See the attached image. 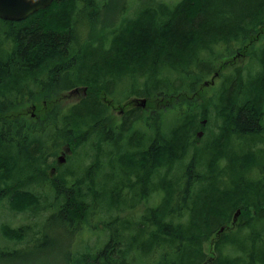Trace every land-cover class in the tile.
I'll return each instance as SVG.
<instances>
[{
  "label": "trees",
  "instance_id": "trees-1",
  "mask_svg": "<svg viewBox=\"0 0 264 264\" xmlns=\"http://www.w3.org/2000/svg\"><path fill=\"white\" fill-rule=\"evenodd\" d=\"M98 4L97 0H52L47 7L30 14L26 20L0 19L1 30L6 29V44L0 46V54H3V58L0 56V203L7 199L9 207L17 211L34 205L36 197L19 186H24L32 175L37 176L46 170L48 154L43 149L48 146H44L41 135L44 127L53 129L58 121L62 143L77 140L82 142L80 147L93 139L95 147L90 144L93 160L87 168L103 165V148L106 146V161L124 165V183L121 181L119 186L108 189L110 193L106 197L107 189L101 180L92 185L90 193L84 195L62 192L63 188L71 186L67 182L69 177H62L58 180L60 183H56L57 187L60 186V196H65H62L64 222L73 221L72 213L81 220L80 228L89 225V228L107 232V239L101 247L84 254L91 256L92 264H203L211 255V264H264V215L251 214L257 210L263 212L264 208L260 210V205L264 203L263 184L246 178L240 170L255 165L252 150L242 152L240 155L243 156H240L229 147L226 150L223 147L219 152L217 147L209 145L213 148L211 158H204L203 162L198 157L186 165L179 163L185 165V169L179 175L177 184L173 185L165 178L156 183L151 172L170 165L174 159L178 160V155L184 151L186 144H180V134L191 130V126L186 125L188 120L180 126L170 124L167 135L159 131L162 124H167L161 117L156 122V136L150 137L142 130L141 133L146 136L137 137L134 126L146 127L151 119L144 108L128 109L121 121H109L106 119V104L94 98V94H88L79 104L61 106L59 115L52 109L42 125L38 118H28L23 113L24 106L20 104L24 88L45 89L58 82L54 79L58 73L59 82L66 80L62 84L63 90L76 85L72 79L75 75L78 83H89L91 78L100 89L106 77H114L112 68L116 66L113 67L111 62L116 63L120 57L124 60L122 71L130 73L132 79L133 75H138L146 81L141 89L131 93L150 98V103L152 99H162L166 106L196 107L195 103L183 102L185 92L193 90L195 84L208 73L209 65L216 58L215 55L212 60L210 52L214 54L221 43L228 45L236 42L241 51L245 50L258 60L259 69L243 92L241 67H237L234 77L238 86L233 94L222 95L221 106L250 109L248 113L256 118L255 121L245 120L241 110L237 121L240 130L236 132L242 138L244 130H248L247 133L258 132L256 122L260 119H257V114H261L264 101V44L256 48L255 41L264 34V0H177L172 4L161 3L154 11L144 8L141 17L126 22L125 31L108 51L104 43H90L76 32L77 18L94 14ZM86 19L90 21V18ZM159 67L168 69L174 75L166 74L167 79L161 78V84L152 92L146 84L159 78ZM94 69L101 71L100 76ZM220 69L218 66L216 71ZM134 83L133 79L132 85ZM38 97L30 99L39 100L41 106L43 97ZM45 100L50 101L48 97ZM74 110L76 116L70 118ZM40 115L42 117V113ZM72 124L75 131L71 129ZM79 132L81 135L76 136ZM49 136L47 133L46 138ZM124 138L127 140L126 158L122 159V151L114 148ZM153 144L156 145L153 153L159 158L145 180L142 176L139 178V170L142 172V166L148 161L146 158L152 154ZM98 152L101 159L99 156L97 161L95 155ZM225 153L230 158L228 156V162L223 159L219 166L217 159ZM134 155L140 158L139 163ZM110 171V175L114 176L115 171ZM192 171L195 175H186ZM255 186H258V192L251 189ZM156 190H160L158 200L147 204L145 210L136 208L144 198L150 201ZM74 195L77 196L72 199ZM155 201L159 202L154 204ZM106 206L108 209H105ZM238 207L241 212L236 227H224L219 233L232 210ZM109 209H116L118 215L111 219L99 217V226L89 222V215L95 212L101 215ZM25 229V226L2 225L6 238H21ZM212 233L211 250L207 253L204 243ZM257 235L262 237L260 244L256 241ZM10 250L0 249V254H7ZM236 252L240 255L234 256Z\"/></svg>",
  "mask_w": 264,
  "mask_h": 264
},
{
  "label": "rangeland",
  "instance_id": "rangeland-1",
  "mask_svg": "<svg viewBox=\"0 0 264 264\" xmlns=\"http://www.w3.org/2000/svg\"><path fill=\"white\" fill-rule=\"evenodd\" d=\"M177 0H97L98 6H97V12L94 14H87L86 18H90V21H87L86 18H83L82 16H79L77 18V28L76 32L83 40H86L90 43H104L105 48L108 51L111 44L115 42V39L119 37L123 31H125L126 22L130 19H133L135 17L139 18L140 15L143 13L144 8H150L151 10H158L159 4H172L176 2ZM88 16V17H87ZM75 21V20H74ZM0 26H2V23H0ZM0 28V46H3L6 44V39L4 37L5 30H1ZM131 35V33H130ZM5 39V40H4ZM4 40V41H3ZM230 43V42H225ZM103 44V49H104ZM262 44H264V34L257 38L255 41V47H259ZM239 46V45H238ZM237 46V47H238ZM220 47V48H219ZM219 47L215 50L214 54L210 52L211 59L213 60L214 56L216 55V58L213 60V63L209 65V71L207 74H205L204 77H202L201 81L193 87V90H188L185 92V101L186 102H192L196 104V107H201L200 109L206 108L207 112L210 114L211 112H214L211 110V108H214L216 112H227V110H220L223 106L221 104L223 103L224 99H221L223 96H229L230 94H233L235 91V88L238 86L237 79L234 77L236 74V68L241 67V74H242V91L244 92L246 88L248 87V81L253 78L258 72V60L253 56L248 55L245 53V50H243V53L246 54V56H237L234 60V63L232 65L223 66L218 76H214L213 82H208L207 84H202L204 80H211L212 74L214 71H216L217 67L223 64L224 58L229 56L234 52V49L232 48V44L225 45L224 43L219 44ZM56 54V51L54 55ZM3 54H0L2 56ZM85 60V59H84ZM111 60V59H110ZM115 60V59H114ZM77 61H74L73 63H76ZM82 64L83 61H80ZM117 63V65H116ZM111 62V64L116 66L115 68H112L113 71V78H105L104 84L102 88L97 89V86L94 84L93 79H89L91 82L86 83H78L76 75L75 77H72V79L75 81L76 84L75 87L71 91L69 90H62L61 93L53 94L50 98L49 106H52L54 110L56 108H60L61 106H67L70 107L73 104L81 103V99L85 98L88 94H94L95 97L99 101L106 104L105 101H102L100 98H111L113 100L112 109L110 108L109 104H106L108 114L109 116H106L107 120H111L114 122L120 121V111L119 106L121 103L127 102L128 98L139 96L142 97V95H136V91L141 89L142 84L145 81L144 77L133 75V79L135 80L134 85H132L133 79L132 75L128 72L122 71L124 68V65L122 66V63H124L123 58L120 57L117 58V61ZM122 66V69H121ZM95 70V69H94ZM159 70L161 72V75L163 73V76H159V78H155L153 80H150L146 87H149L152 92L156 91L159 84H161V78L167 79L166 74L174 75L173 72L168 71V69L164 67H159ZM92 71V69H91ZM97 75L100 76L101 71L95 70ZM169 72V74H168ZM121 74V75H120ZM66 81V80H65ZM64 81V82H65ZM101 86V84H100ZM97 89V90H96ZM33 87H26L24 88V92L21 93V101L20 104L24 108L30 106L33 103H36V109H32L34 113H39L40 111H44L43 108L40 106V102L37 99H30L27 96V92H29V96H32V93L34 92ZM77 90L82 91L81 95L75 94ZM134 91L135 93H131V91ZM193 91V92H192ZM124 92V93H123ZM114 95V96H113ZM127 95V96H126ZM157 95V94H156ZM127 98H123V97ZM145 97V96H144ZM157 97V96H156ZM160 97V96H159ZM35 98H39L38 96H35ZM161 98V97H160ZM30 99V100H29ZM127 99V100H126ZM156 100V99H152ZM29 101V102H28ZM150 101V98L148 99L147 103ZM163 100L160 99V101L156 100L153 102H149L150 105L154 106H160L161 102ZM171 101V100H168ZM172 102V101H171ZM169 102V103H171ZM77 104V105H78ZM149 105V106H150ZM263 107L261 110V114L264 112V101L262 103ZM32 106V105H31ZM234 106V105H233ZM169 107H172V105H169ZM179 106L174 105L173 108H177ZM182 107V106H181ZM261 108V107H260ZM259 108V109H260ZM258 109V108H255ZM253 108V110H255ZM26 112V110H24ZM76 110H74L71 113L70 118H74L76 116ZM160 114H167L166 120L168 121H175L176 112H170L160 110ZM27 114V113H26ZM264 115V113H263ZM214 119H216V124H220L217 130V134H220L219 136V144L213 143L210 146L216 148L220 152L223 147H226L229 145V150H234L233 152H238L237 155H240L242 152H253L254 156L256 158H259L260 163L253 161L255 165L250 166L249 168L241 169L240 170L244 172L246 178L255 179L254 182L257 181L259 184H263L262 190H264V118H261L259 121H257V125L259 126V131L252 133L250 132L249 135L242 138V135L235 134L234 136L230 137V129L229 127L226 128L227 133H224L222 124L225 121V116L221 115H213L210 114ZM218 117V118H217ZM170 123L167 122V124H162L160 126L159 131L161 133L169 134L170 133ZM76 126L77 123H75ZM262 126V128H260ZM82 128V127H81ZM144 130L145 133L150 135L149 128L139 125L134 126L133 131H135L137 137H141L143 135L146 136V134L141 133V131ZM81 132H79L76 136H80ZM195 140H199L201 145L203 144L205 137H195ZM243 139V141L241 140ZM80 143H82L80 141ZM80 143H78L77 140H75L73 143L68 144L69 150H63V158L66 157V160H63V162H58L56 160V157H51L55 159H47L46 163L48 164V167L45 171L39 172V174L32 175V179H28L25 183V185L19 186L21 190L27 192L29 191L36 197V202L32 207H29L28 209L23 210H12L9 206V202L7 199L3 200V202L0 203V249L3 250H10L7 254L1 255L0 254V264H92L91 256L84 255L87 252H91L95 250L97 247H101L104 241L107 239V232L101 230L100 228H89V225H84L83 228L79 227L80 219H77L76 216L72 215L73 221L70 223L64 222L63 218V209H62V202L64 203L65 198L64 194L60 196L59 191L57 190L56 186V180L62 179V177H65L62 175V171L65 169V167L69 166L71 169H74L73 172H76L75 177L69 178L67 180L68 183H71V186L75 184L74 187H71L73 189L80 188L79 191H72L69 190V194H78L81 195L90 193L92 185H97L98 181L101 180V182L104 184L105 188L107 189L106 195H109L110 188H114L115 186H119L120 182L123 178V169L124 165L118 164L117 162H108L106 161V155H107V146L105 149V153L103 154V165L99 167L91 166L88 167V164L92 162L93 157V149L90 144L93 143V139L90 140L89 143H86L85 146L82 145L79 147ZM114 148L115 150L122 151L121 158H126V146H127V140L124 138L121 140ZM194 147L195 144H193ZM64 146V145H61ZM242 146H246L245 149H239ZM79 147V148H78ZM208 147V146H207ZM75 148L76 151H75ZM88 148V149H87ZM123 149V150H122ZM239 149V150H237ZM226 150V148H224ZM74 151V153L72 152ZM233 152L231 154H233ZM92 153V154H91ZM152 154L149 156V158H146L148 161L144 163L142 166V177L146 180L149 177V174L152 169V167L157 162L156 154L151 152ZM89 154V155H88ZM188 154V147L186 148L183 157L186 158ZM227 155V153H225ZM178 155V154H177ZM204 155V154H203ZM200 157L199 159L203 158ZM100 156V152H98L95 157L98 161ZM243 156V155H240ZM135 160H139L140 158L136 157L134 155L133 157ZM101 159V156H100ZM163 160V158H161ZM221 160L224 159V156L220 158ZM238 160H241L240 158ZM255 160V159H254ZM181 161H178L177 159H174L171 161L170 165H165L166 167L163 169L165 171L164 174H161V171H158V174L155 176L154 181L156 183H159L162 181L163 178L167 180H171L172 184H177L179 175L184 170V167L186 165H179ZM137 163V164H138ZM166 163H168V160H166ZM183 163V162H182ZM54 165L56 167L55 171H50L48 169L50 166ZM261 166V169L260 167ZM51 168V167H50ZM135 168V167H134ZM88 169V172H87ZM115 171V175L111 176L110 170ZM169 169V170H168ZM110 171V173H109ZM88 173H91L90 175ZM62 176V177H61ZM100 176L101 178H98ZM61 177V178H59ZM59 178V179H57ZM260 179V180H259ZM60 182V181H59ZM78 183V186L76 187V184ZM19 189V188H18ZM251 189L255 190L256 192L259 191L258 186L252 187ZM160 193V190H156L155 193L152 194V198L150 201L148 198H144L140 201V205L136 207L139 210H145V207L149 203H153L154 199L158 200V195ZM77 195H74L72 199ZM118 196V195H117ZM62 197V198H61ZM87 197H84V200H87ZM89 200H91L89 198ZM159 201H155L154 204L158 203ZM106 203V199H105ZM125 203H128L127 201ZM62 209V210H61ZM105 209H108V206H106ZM241 211V208L238 207ZM60 210L63 212H60ZM236 209L232 210L231 215L234 214ZM122 212L120 211L119 214ZM138 214H140L138 212ZM65 215V214H64ZM118 215V211L116 209H109L105 212H103L101 215L95 212L93 215H89V222L92 225L98 224L99 217L101 219H111L114 216ZM230 215V216H231ZM229 216V217H230ZM68 219V217L66 216ZM229 220V219H228ZM3 224H9L11 227H18V226H25L26 231L23 233L21 238H6L2 233V225ZM256 226H261L260 224H257ZM214 233L210 236V238L205 241L204 243V251L207 253H210V241L213 237ZM262 239L261 236H256V241L258 244H260V240ZM229 252H232L230 249H228ZM215 253L216 250H215ZM213 253V254H215ZM224 253L228 254L226 250H224ZM231 254V253H229ZM233 255V254H231ZM240 255V252H236L234 256ZM87 256V257H86ZM85 258V259H83ZM150 264V263H146Z\"/></svg>",
  "mask_w": 264,
  "mask_h": 264
},
{
  "label": "flooded vegetation",
  "instance_id": "flooded-vegetation-1",
  "mask_svg": "<svg viewBox=\"0 0 264 264\" xmlns=\"http://www.w3.org/2000/svg\"><path fill=\"white\" fill-rule=\"evenodd\" d=\"M28 17V16H27ZM24 18L22 20H26L27 19ZM1 19V18H0ZM8 21H14V20H8ZM21 21V20H19ZM232 48L234 49V52L232 54H230L229 56H227L226 58H224V61H223V64L220 65L219 67L222 68V66H227V65H232L234 63V60L236 59L237 56H246V54L243 53V51H241L239 49V47H237V43L236 42H232ZM245 47V45H244ZM218 76L219 75V72L218 71H214L212 76ZM109 78H113V77H109ZM55 80H57L58 82L56 83L53 82L49 87H46L45 89L41 88V87H34V92L32 93V96H29V92H27V96L29 98H32V97H35V96H42L43 99L41 100V107L44 109V111H40L39 113H34V111H32V109H36V103H33L31 104L30 106L26 107L24 110H26V112L23 110V113L26 114L27 113V117L32 119V120H36L38 118V120H40L42 122V125H44L50 115V113L52 112V109L53 107L52 106H49L48 104L50 103L47 102L45 100L46 97H48L49 99L52 97L53 94H58V93H61V91L63 90L62 89V84H64V82L60 81V73L57 74V76H55L54 78ZM46 81V80H45ZM76 81V80H75ZM73 80V83L75 82ZM206 82V83H204ZM204 82H202V84H207L208 82L212 83L213 82V77L212 79L209 81V80H205ZM76 85H73L71 88H68V89H64V90H69L71 91L73 89V87H75ZM38 89V90H37ZM81 90H80V93H79V90H77V92L75 94H78V95H81ZM114 96V95H113ZM134 98H137V97H134ZM134 98H131L130 100H128L127 102H124V103H121L120 106H119V111H120V121L122 120V117L124 115V113L128 110V109H131V108H136V107H140V108H144L146 109V113L150 116V122L148 123V126H146L147 128H149L150 130V137L151 136H156L157 135V120L160 119L162 117V119H165L166 120V116L167 114H160L158 113V111L160 110H164V111H169L170 112H176V117H175V121H168L166 120L168 123L171 122V124H177L180 126L181 123L187 121V124L186 125H190L191 126V130L189 132H182L180 134L181 136V139H180V144H186L185 146V149L184 151L178 155V160L183 162V163H191L190 161H195L198 157H202L203 155V162L205 161L204 158H211L210 154L211 152L213 151V148L211 147H207L213 143H216V144H219V136L220 134H217V130L218 128L216 127H219L220 124H218L217 126V122H216V119H214L212 116H210V114H213V115H221V116H225V121L223 122L222 124V127H223V131L224 133H227L226 131V128L229 127L230 129V137L231 136H234L235 134H237V130H240L237 124V121H238V118H239V114H241V110L242 112L245 113L246 111V114L242 113L244 115V119L247 120V121H250V120H253L255 121V117L251 116L249 113H248V110L250 109H247V108H240V107H237V106H230V107H222V109L220 110H227V112H216L214 108H211V110H213L214 112H211L210 114L207 112V109L206 108H203V109H200L201 107H189V106H182V107H177V108H173V107H169V106H166L164 104V102H161V105L160 106H154V105H150L148 107H146V104H147V97H146V102H145V105H140V101L139 100H133ZM170 99V97H169ZM106 104H109L110 105V108L112 109V105L114 104L113 103V100L111 98H104ZM153 101H156V100H153ZM159 101V100H158ZM29 102V101H28ZM167 102V101H166ZM55 109V108H54ZM56 112L57 115H59L60 113V108H56V110H54ZM40 113H42V117L40 115ZM264 113V112H263ZM260 114V112H258L257 115L258 118L257 119H261V118H264V115ZM40 115V116H39ZM109 116V114H108ZM218 118V117H217ZM254 118V119H253ZM60 119V118H59ZM75 125V124H74ZM73 124L71 125V129H74L75 131V126ZM260 128H262V126H260ZM256 130L259 131V126L257 125L256 127ZM70 134L73 135L74 132L72 130H70ZM245 132L243 133V135L247 136L250 134V132L247 133L248 130H244ZM47 133L50 135L49 138H46L47 136ZM252 134L251 135H256V134H253L254 132H251ZM61 128H60V124L58 123L57 121V124L55 123L54 124V127L53 129L49 128V127H44L43 128V131H42V135H41V140H43L45 142L44 146H48V148L46 149H43V151L45 153L48 154V158L47 159H51V160H54V163H55V159L51 158V157H56V160L58 162H63V160H66V157L63 158V150H69V146L68 144H71L73 143L72 141L71 142H64L62 143L61 141ZM239 134V133H238ZM237 134V135H238ZM194 136L195 137H205V139L208 138L207 141L204 140L203 144L201 145V143L197 140L194 139ZM51 137L53 138V140H51ZM75 140V139H74ZM243 141V139H241ZM196 142V143H195ZM196 147H194V145ZM61 145H64V146H61ZM41 146V145H40ZM188 147V154L185 157H183V154L186 150V148ZM228 146L224 147V148H228ZM241 148V147H240ZM242 148H246V146H242ZM88 149V148H87ZM156 149V145L153 144V149L151 152H154ZM239 150V149H237ZM74 153V151H72ZM92 154V153H91ZM231 155V154H230ZM229 155H225L224 156V159L225 161L228 162V158ZM228 158V159H227ZM195 159V160H194ZM260 159L259 158H256L255 157V161L260 163L259 161ZM224 161V162H225ZM91 163V162H90ZM90 163L88 165H90ZM217 163H219V166L221 165V163H223V160H221L220 158L217 159ZM48 167V164L46 166V168ZM51 167V168H50ZM48 169H50V171H55L56 167H54V165L50 166ZM166 166H162L160 167V169L158 171H161V174H164L165 171L163 170ZM260 169H261V166H259ZM45 168V169H46ZM185 169V167H184ZM74 169H71L69 166L65 167V169L61 172L62 175H64L65 177H69V178H72V177H75L76 175V172H73ZM157 170H154L153 172H151V176L153 177V179L155 178V176L157 175L158 173ZM242 173L243 170L241 171ZM110 173V171H109ZM142 172L139 170V178H141L142 176ZM186 175H195V173L190 172V174L187 172ZM62 177V176H61ZM59 177V178H61ZM57 178V179H59ZM56 183H60L58 180H56ZM122 183H124V176L122 178ZM144 184V182H143ZM58 187H60L58 185ZM57 187V190L59 191L60 193V190L58 189ZM74 191H81L80 188H71V187H65L62 189V192L63 193H67L69 190ZM264 208V203L262 205H260V210ZM263 212L257 210V211H252L251 214L252 215H264V209L262 210ZM241 212V211H240ZM232 217L233 215L230 216L229 220L225 223H223L222 225H225L224 227H227L228 225H230V223L232 222ZM239 217H240V213H239ZM238 217V219H239ZM238 219H237V222L235 223L234 227H236V225L238 224Z\"/></svg>",
  "mask_w": 264,
  "mask_h": 264
},
{
  "label": "water",
  "instance_id": "water-1",
  "mask_svg": "<svg viewBox=\"0 0 264 264\" xmlns=\"http://www.w3.org/2000/svg\"><path fill=\"white\" fill-rule=\"evenodd\" d=\"M51 2L52 0H0V18L3 20L19 21L37 10L47 7ZM214 76H212L213 79ZM133 100H139V104L142 106L145 105L146 102L145 98H134ZM239 213L240 210L237 209L233 214L232 222L227 227H234L239 217ZM224 226L225 225H222L218 232L222 231ZM212 260L213 256H208L203 264H211Z\"/></svg>",
  "mask_w": 264,
  "mask_h": 264
},
{
  "label": "bare ground",
  "instance_id": "bare-ground-1",
  "mask_svg": "<svg viewBox=\"0 0 264 264\" xmlns=\"http://www.w3.org/2000/svg\"><path fill=\"white\" fill-rule=\"evenodd\" d=\"M123 93H124V92H123ZM142 116H143V115H142ZM198 141H199V140H198ZM195 143H196V142H195ZM236 210H237V209H236ZM235 212H236V211H235ZM218 231H219V230H218ZM222 231H223V230H222ZM222 231H220V232H222ZM220 232H219V233H220Z\"/></svg>",
  "mask_w": 264,
  "mask_h": 264
}]
</instances>
